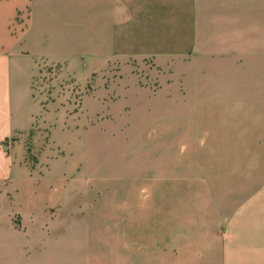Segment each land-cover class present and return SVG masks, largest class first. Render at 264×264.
Masks as SVG:
<instances>
[{
    "label": "crops",
    "instance_id": "0c3cea01",
    "mask_svg": "<svg viewBox=\"0 0 264 264\" xmlns=\"http://www.w3.org/2000/svg\"><path fill=\"white\" fill-rule=\"evenodd\" d=\"M237 2L0 0V180L3 169L9 166L14 171L4 170L5 178L15 173L22 179L18 168L28 171L27 150L41 144L46 119L62 120L58 128L49 130L46 147L63 144L65 121L87 110V99L111 97L114 101L126 95L129 87L136 93L145 87L133 69V58H154L150 71L154 67L158 78L161 70L172 66L179 45L201 50V23L230 29L237 18ZM262 22L264 45V0ZM112 65H125L132 74L131 86L125 82L115 93L108 82L98 79L89 91L80 93L81 111L63 103L72 97L60 91L64 79L76 78L84 86V81ZM47 70L53 75L49 81L52 90L37 95L35 79ZM250 100L235 110L212 109L208 113L212 118L209 129L193 143L201 151L195 148L186 161L180 154H160L162 180L174 176L170 166L174 158H181L178 175L175 173L179 180L183 179V167L201 164L204 180L220 176L229 183L236 179L238 185L242 175L247 179L246 184L242 182L247 187L243 191L232 185L231 193L222 196L204 194L194 200L201 209L156 208L167 206L163 193L174 191L156 175L148 176L141 188L145 190L143 199L155 192L154 209L64 210L50 222L54 236L46 241L44 230H34L42 227L41 220L28 223L29 216H40L42 209L28 207L19 227L8 206H2L0 192V264H264V93L256 103L250 104ZM56 101L61 111L52 113L46 106ZM192 133L184 135L182 144ZM176 141L170 137L162 144L172 147ZM150 169L151 165L145 164L138 169L137 177L145 176ZM113 225L120 229L121 239L115 240L108 232ZM88 228H92V234L83 232ZM35 231L41 238L34 236ZM95 231L102 232L105 239H97ZM82 233L90 238L82 241Z\"/></svg>",
    "mask_w": 264,
    "mask_h": 264
},
{
    "label": "rangeland",
    "instance_id": "374dc122",
    "mask_svg": "<svg viewBox=\"0 0 264 264\" xmlns=\"http://www.w3.org/2000/svg\"><path fill=\"white\" fill-rule=\"evenodd\" d=\"M237 1V18L230 29L222 24L213 26L201 23V50L185 44L179 45L172 66L161 70L158 78L154 76L158 72L154 67L150 71L154 58H133V69L145 85L137 93L129 87L126 95L114 101L111 97H101L100 101L87 99L89 111L85 108L81 111L80 93L89 91L95 80L108 82L109 89L112 87L117 93L125 82L128 86L132 85L129 84L132 74L126 70L125 65H112L84 81V86L76 78L64 79L60 91L68 92L72 97L68 98L69 103L61 102L70 104L72 110L81 111L74 120L65 121L66 141L56 147H46L49 130L58 128L62 121L46 119L41 144L30 146L27 150L28 171L17 169L22 179H17L15 173L5 178V171L11 172L14 168L9 166L3 169L0 180L2 206H8L16 225H23L28 207L38 206L42 209L40 214L36 212L40 216H29L28 223L33 224L36 219H40L42 227L34 230H44L46 241L54 236L50 222L64 210L80 209L85 213L91 209L118 212L124 207L143 206L154 209L155 192H150L143 199L145 190L141 187L144 178L148 176L156 175V179L162 181V184H170L174 191L163 193L167 206L156 208L201 209V205L194 200L204 194L222 196L231 193L232 185V188L238 187V191L247 188L242 185V182H247L242 175L238 177V185L236 179H233L234 183H229L214 175L204 180L201 178V164L183 167L182 180L175 175L181 158L186 161L188 153L195 148L201 151V147L193 143L198 140L201 132L209 129L212 118L208 113L212 109L235 110L238 106L248 105L247 99H251L250 104H254L257 102L255 100L263 97V0ZM52 76L48 70L37 76V95L51 92L49 81ZM46 108L52 113L61 111L57 101ZM171 112L173 115L170 118ZM191 130L192 137L189 136V141L182 144V138ZM170 137L177 141L172 147L163 146L162 141ZM161 151L164 155L170 152L181 156L178 160L174 158L175 162L170 166L174 175L172 178L162 180L159 177L163 169ZM145 164L151 165L150 171L145 176L137 177L138 169H142ZM128 174L135 177L130 179L126 176ZM145 186L151 191L150 185ZM240 193L241 196L246 195ZM158 198L161 199L160 196ZM99 229L104 230L101 226ZM83 232L92 234V228ZM108 232L113 234L115 240L121 239V231L117 226L114 228L113 225ZM84 233L82 241L90 238H86ZM40 235L38 231L34 232L35 237ZM95 235L99 240L105 239L101 237L102 232L95 231Z\"/></svg>",
    "mask_w": 264,
    "mask_h": 264
}]
</instances>
